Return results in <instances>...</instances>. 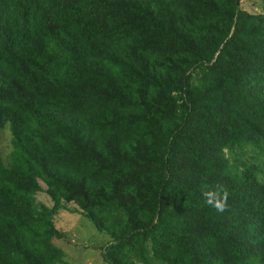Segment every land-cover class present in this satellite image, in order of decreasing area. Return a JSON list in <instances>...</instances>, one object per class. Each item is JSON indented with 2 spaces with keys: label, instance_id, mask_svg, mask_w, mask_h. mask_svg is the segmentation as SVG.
<instances>
[{
  "label": "trees",
  "instance_id": "16d2710c",
  "mask_svg": "<svg viewBox=\"0 0 264 264\" xmlns=\"http://www.w3.org/2000/svg\"><path fill=\"white\" fill-rule=\"evenodd\" d=\"M259 2L0 0V264H65L60 203L108 264H264Z\"/></svg>",
  "mask_w": 264,
  "mask_h": 264
},
{
  "label": "rangeland",
  "instance_id": "374dc122",
  "mask_svg": "<svg viewBox=\"0 0 264 264\" xmlns=\"http://www.w3.org/2000/svg\"><path fill=\"white\" fill-rule=\"evenodd\" d=\"M239 7L248 12L260 10L259 0H239ZM10 149V134L5 126L0 129V159L6 160ZM37 201L49 205V200L43 195L36 196ZM55 226L63 231L60 239H52V243L60 247L65 264H108L102 258V246L108 241V236L96 231L92 223L83 216L73 203H60L53 216Z\"/></svg>",
  "mask_w": 264,
  "mask_h": 264
},
{
  "label": "clouds",
  "instance_id": "9594fccd",
  "mask_svg": "<svg viewBox=\"0 0 264 264\" xmlns=\"http://www.w3.org/2000/svg\"><path fill=\"white\" fill-rule=\"evenodd\" d=\"M202 195L205 198V202L216 211L223 212L226 210L228 193L222 186L217 185L211 193L203 192Z\"/></svg>",
  "mask_w": 264,
  "mask_h": 264
}]
</instances>
